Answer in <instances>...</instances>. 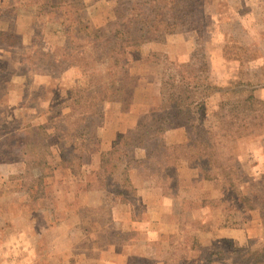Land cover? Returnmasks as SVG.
Returning <instances> with one entry per match:
<instances>
[{"label":"rangeland","instance_id":"374dc122","mask_svg":"<svg viewBox=\"0 0 264 264\" xmlns=\"http://www.w3.org/2000/svg\"><path fill=\"white\" fill-rule=\"evenodd\" d=\"M137 2L0 0V31L16 34L15 43H22L8 51L0 46V95L4 96L0 104V134L21 122L42 125L50 150L49 154L43 153L45 159L42 154L38 156L41 165L27 163L29 155L22 157L18 153L11 156L12 162L0 163V264H111L110 259L114 260L112 264H245L238 262L239 250L263 249L264 240H246L248 244L239 245L219 237L217 232L224 227L244 229L241 227L252 217L246 209L248 204L254 206L264 227V178L258 175L259 170L252 169L254 156H264L261 149L255 148L264 139V129L257 131L256 142V138L247 135L248 124L239 131L244 135L232 142L221 138L219 129L215 130L220 138H214L221 139L224 150H230L241 169L232 178L233 192L224 195L222 203L210 206L220 213L201 218L196 203L187 200L176 210V232L144 231L131 223L122 227L113 222L112 196H107L100 184L106 177V167L102 168L99 161L104 130L115 112L130 109L135 98H139L137 91L143 95L152 92L165 62L176 58L144 47L157 43L162 50L172 48L176 54L202 52L211 76L218 81V68L212 66V61L219 57L225 41L228 55L240 59L238 76L253 79L248 82L251 88H264V0H206L204 20L197 26L199 32L182 26L168 27L152 42L128 48V88L122 99L95 103L96 89L103 88L105 82L112 88L114 81L121 79L118 66L112 64L115 53L110 51L106 37L111 36L115 23L116 30H128L138 14L147 15V7L146 13H140ZM230 6H242L239 27L231 21L234 11L231 8L228 13ZM244 25L250 26V32L244 34ZM230 35L235 41L229 39ZM248 40L253 42L244 47L245 53L234 46L247 45ZM260 104L264 107L263 99ZM214 105L212 99L207 110L209 120L218 126L212 115ZM243 117L239 115L240 120ZM33 134H37V140L44 139L43 134ZM162 136L157 135L140 154V166L131 175L137 186L150 181L149 185H163L164 193L175 194L178 199L190 198L192 192L188 189L179 191V162L175 158L195 152L196 148H172L164 144ZM1 142H5L4 138ZM123 149L121 145L120 150ZM11 150L18 151L14 147ZM119 167L123 169V165ZM237 185L247 195V204L234 202ZM26 186L35 198L24 189ZM144 212L142 205L137 207L140 216ZM105 241L126 248L127 253L121 254L122 259L114 258L112 253L103 254L101 246Z\"/></svg>","mask_w":264,"mask_h":264},{"label":"trees","instance_id":"16d2710c","mask_svg":"<svg viewBox=\"0 0 264 264\" xmlns=\"http://www.w3.org/2000/svg\"><path fill=\"white\" fill-rule=\"evenodd\" d=\"M205 1L147 0L146 2V0H138L136 6L141 9L140 13H146L145 8L147 7V15L136 14L137 16L131 20L132 24L127 27L128 30H116L118 23H115L111 36L106 37L110 51L115 53L114 59L113 56L111 57L112 64L114 67L118 66L121 79L120 81L115 80L113 84L117 85H113L112 88H109L105 82L103 88L96 89L95 103L96 101L104 104L113 103L122 99L128 88L125 84L128 78L129 64L125 53L128 48L153 41L163 32V29L168 27L182 26L188 27L187 30L199 32L197 26L205 17ZM211 1L216 2V0ZM16 36L11 32L0 31V46L4 51L13 50L19 45L22 46L21 41L15 43ZM229 39L235 41L233 35H230ZM234 46L245 53L243 47L236 45V43ZM28 53V51L25 52L22 57ZM225 53L228 58L240 61L239 57L228 55L227 46ZM114 74L117 76L116 73ZM161 74L160 103L152 105L138 125L119 136L113 142L112 148L100 155V165L102 168L106 167V177L100 182V184L102 183L101 190L107 196H112V204L114 202L135 204L137 187L131 173L140 166L142 158L140 152L146 151L154 138L165 130L179 127L188 129L192 135V147L196 148V156H192L195 158L194 161L198 162L205 179L222 180V190L226 195L233 192L235 185L232 178L241 169L237 164V158L230 150H224L221 139H216L214 136L225 138V140L229 139L232 142L236 137L244 135L243 133L239 134V131L248 124L252 133L249 131L247 135L256 138L255 141L257 142V136H259L257 131L264 129V107L261 106L260 100L254 96L251 86L246 85L240 78L237 82H232L224 87L213 83L204 53L194 51L189 55L186 62L166 61ZM119 82L120 85H118ZM213 94L219 95L212 114L218 126L209 120L210 115L206 107V101ZM194 95L197 96L194 97ZM3 98L4 96L0 95V104ZM96 106L98 105L95 104ZM240 114L244 116L241 120L239 119ZM217 129L224 135L220 134L219 137L215 131ZM34 132L39 135L43 134L44 139L37 140V134H33ZM260 136L263 138L262 135ZM47 137V132L42 125H33L32 123L25 125L24 122H21L16 127H9L7 131L0 134V163L12 162L11 156L18 153L22 157L29 155L27 163L38 162L41 165L38 156L41 154L43 156V153H50L49 144L46 143L45 139ZM1 138H4L5 142H1ZM121 145L123 150H120ZM13 147L18 151L11 150ZM255 148L261 149L264 153V139L262 142L256 143ZM221 160L226 162L222 163ZM43 163L45 166L46 161ZM122 165L123 169H120L119 166ZM258 175L264 178V172ZM37 180L41 181V176ZM241 187L243 186L241 185ZM24 189L31 192L30 187L26 186ZM235 190L234 202L247 204L249 202L247 195L239 191V187ZM32 195L34 198L36 197L33 191L31 197ZM40 195H43L41 191ZM253 208L254 206L248 204L246 209L252 210ZM261 216L264 219V210H261ZM238 255L241 258L238 262L262 264L264 262V246L262 250L255 249L247 252L239 250Z\"/></svg>","mask_w":264,"mask_h":264},{"label":"crops","instance_id":"0c3cea01","mask_svg":"<svg viewBox=\"0 0 264 264\" xmlns=\"http://www.w3.org/2000/svg\"><path fill=\"white\" fill-rule=\"evenodd\" d=\"M231 2V0H229ZM242 7V6H239ZM239 7L230 6L228 9V13L230 12V9L233 8L231 11H234L232 22H237L238 27L240 25L241 19V12L239 11ZM227 13V12H225ZM230 14V13H229ZM218 19L217 17L215 18ZM250 26L244 25L242 27V31L244 34L246 32H250ZM152 42V41H151ZM251 40H248V44L242 45L243 48H247V46H251ZM150 43V42H148ZM227 43V42H226ZM226 43L224 41V44L221 45L219 49V57L214 58V61H212V66H216L218 68L216 74L220 80L216 81L214 77L211 76L212 82L216 83V85L220 87L228 86L231 84V82H237L238 78H240L244 83L246 82V85H250L248 82H251L253 79H242L239 75V67L241 66V63L239 60L234 58H228L225 56V49H226ZM147 44V43H144ZM241 46V45H240ZM241 46V47H242ZM146 49L150 48V51H156L159 52L163 51L167 53V55H170L169 58L172 56H175L176 58H171L170 61L174 62H186L189 59V55L192 54V50L188 52H179V54L171 48L170 50H162L160 47H158L157 43H152L148 45V47H144ZM255 67V66H254ZM162 73V70H161ZM161 75L159 73L158 76V84L156 87L150 91L149 93H146L143 95L141 92L137 91L136 94L139 98H135L133 101V105L130 107L129 110H118L115 112L114 117L110 122H108L106 125V129L104 130V138L101 142V148L100 154H99V160L100 155L105 151H109L112 148L113 142L116 139V137L119 134H125L129 130L133 129L138 123L141 121L142 116L146 113V111L149 109L148 107L152 104L158 103V99L160 97V81H161ZM253 94L256 98L259 100H264V88H260L259 90H256V88H253ZM143 91V90H142ZM219 98V95L213 94L208 98L206 101V107H208V103L211 102L212 99H214V104L216 105V102ZM157 101V102H156ZM213 106V108L215 107ZM189 131L185 127H179V128H171L168 130H165L162 133V138L164 139V144L167 146H170L172 148H180L181 146L185 145L186 147H190L192 145V137L189 136ZM144 152V151H142ZM140 152V154L142 153ZM190 152V151H189ZM256 154V152H254ZM192 154V155H191ZM196 153L191 151L187 156L186 155H179L175 158L179 163L176 166V174L178 177V187H180V192L182 189H188L192 193L190 194L192 197L184 199H178L177 195L171 194V193H164V187L162 186H152L149 185L150 181H147L145 184L138 185L137 187V193L135 198V204L132 203H117L114 202L112 204V215L113 222L120 225H129L130 223L133 226H138V228H141L144 231L148 230H154V231H163L167 232L165 230H169L171 232H176L178 229V222L174 221V217L176 215V210L182 206L184 202L192 201L196 203V207L198 208L197 214L201 218L206 219L207 217H211V214H214L215 212L220 213L221 211L218 209L211 208L210 206L214 203H218L223 201L224 193L222 190V180L221 179H213V180H207L204 178L203 173L201 171V167L199 166L198 162L194 161V157L196 156ZM243 161L242 157H239V161ZM254 167L252 168L254 172L259 170V172H264V156L257 154L254 156ZM199 161L201 159L199 158ZM195 162V163H194ZM188 174V175H187ZM135 181V180H134ZM142 205V208L144 207V213L142 216H140L137 212V207ZM251 212V220H247V223H245L241 228L244 229H235V228H220L217 230L219 237L222 238H228L232 240L234 243L239 242V245H242V243L248 244L246 240H256L258 243L264 240V227L262 226V222L260 223L261 218L258 216V214L255 215V209L248 211ZM136 213V214H135ZM178 213V212H177ZM178 215V214H177ZM142 217V218H141ZM209 217V218H210ZM151 227L152 229L145 227ZM255 228V229H254ZM103 245L102 250L104 251L103 254L112 253L114 258L120 257L123 258L121 254L126 252V248L120 247L117 245H109L105 242L102 243ZM127 253V252H126ZM125 253V254H126ZM126 256V255H124ZM111 264L114 262L113 259H110ZM107 262V263H108ZM106 263V262H105Z\"/></svg>","mask_w":264,"mask_h":264}]
</instances>
